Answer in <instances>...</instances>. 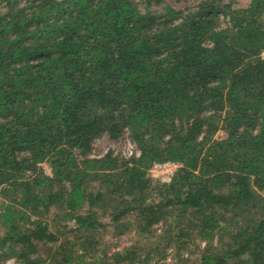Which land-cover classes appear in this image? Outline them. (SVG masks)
<instances>
[{"label":"trees","instance_id":"obj_1","mask_svg":"<svg viewBox=\"0 0 264 264\" xmlns=\"http://www.w3.org/2000/svg\"><path fill=\"white\" fill-rule=\"evenodd\" d=\"M125 130L139 155L91 157ZM111 229L140 240L111 250ZM9 259L264 264V0H0Z\"/></svg>","mask_w":264,"mask_h":264},{"label":"rangeland","instance_id":"obj_2","mask_svg":"<svg viewBox=\"0 0 264 264\" xmlns=\"http://www.w3.org/2000/svg\"><path fill=\"white\" fill-rule=\"evenodd\" d=\"M165 1L175 6L176 8H184L187 5H194L196 0H181L180 2H176L175 0H165ZM249 1L250 0H236V3L238 6L243 7V6H247ZM126 133L128 134V132L125 130V132L121 135V137L119 136V138L115 140V139H111L110 136L105 132L102 136L96 139L91 156L93 154L99 155L100 153L104 152L105 149H107L108 147L117 146L118 144L122 148L126 149V147L130 145L127 138L125 137ZM220 134H222V132ZM42 166L44 167L46 172L48 173L51 172V166L49 165L48 162H44ZM155 182H159V181H155ZM131 219H134V217H132ZM154 227L157 230V233H161L163 231V228L160 223L156 224ZM135 232H136L135 229L134 230L130 229L118 235H115L113 233V230L111 229L109 232L106 233L104 242L109 245L111 250L117 251L135 243L137 240H140V238L137 239V235H135ZM102 246L103 244L101 245V247ZM6 264H16V263L14 259H9Z\"/></svg>","mask_w":264,"mask_h":264},{"label":"built area","instance_id":"obj_3","mask_svg":"<svg viewBox=\"0 0 264 264\" xmlns=\"http://www.w3.org/2000/svg\"><path fill=\"white\" fill-rule=\"evenodd\" d=\"M125 137L127 138L130 144L126 147V149L122 148L118 144L117 146L108 147L107 149H105L104 152L100 153L99 155L93 154L91 157H100L106 152H108L110 149H113L114 152L122 154L126 158L139 155V150L137 149L136 145L132 142L131 137L129 136V132L128 134L126 133ZM182 166L183 164L181 162L175 161L155 162L149 169V176L153 180L159 181L162 184H168L173 180V178Z\"/></svg>","mask_w":264,"mask_h":264}]
</instances>
